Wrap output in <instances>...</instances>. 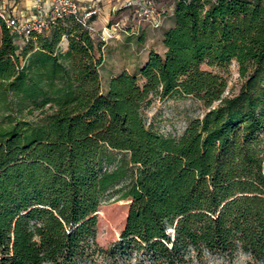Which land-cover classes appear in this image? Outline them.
<instances>
[{
	"label": "trees",
	"instance_id": "trees-1",
	"mask_svg": "<svg viewBox=\"0 0 264 264\" xmlns=\"http://www.w3.org/2000/svg\"><path fill=\"white\" fill-rule=\"evenodd\" d=\"M47 29L16 51L0 18V264L264 262V0H173L163 50L104 90L105 43L76 15ZM233 62L243 81L224 96L214 69ZM176 96L206 110L166 136L143 109ZM113 200L127 214L104 247Z\"/></svg>",
	"mask_w": 264,
	"mask_h": 264
},
{
	"label": "rangeland",
	"instance_id": "rangeland-1",
	"mask_svg": "<svg viewBox=\"0 0 264 264\" xmlns=\"http://www.w3.org/2000/svg\"><path fill=\"white\" fill-rule=\"evenodd\" d=\"M156 1L161 2L162 0ZM163 1L162 8L165 9L164 13L166 14V8L172 0ZM164 24L152 29H162L163 31ZM121 41L124 44H108L103 48V62L99 70L103 90L111 74L125 68L131 71L143 60L149 49L159 52L163 49L159 33L156 30H147L141 41L135 34H123ZM203 67L209 68L206 65ZM214 70L227 81L224 96L237 93L243 81L238 73L237 64L233 62L226 69L215 68ZM205 110L204 103L193 96L154 97L150 105L143 109V116L146 124L156 132L166 136H179L187 123L195 117H200ZM0 124H5L2 113H0ZM127 208V200H113L103 203L99 207L96 240L101 246L105 247L118 238L125 221ZM193 264H264V262H254L246 253L239 251L232 257L209 255L202 261H196Z\"/></svg>",
	"mask_w": 264,
	"mask_h": 264
},
{
	"label": "crops",
	"instance_id": "crops-1",
	"mask_svg": "<svg viewBox=\"0 0 264 264\" xmlns=\"http://www.w3.org/2000/svg\"><path fill=\"white\" fill-rule=\"evenodd\" d=\"M136 1L137 0H78V4L81 12L87 11L91 8H96L97 12L91 16L90 22L96 29H100L103 25L113 23L117 20L126 22L133 10V6ZM162 4H164L163 0L158 2L159 9L163 13V23H165L164 28H166L171 23L173 0L166 8V14L164 13L165 9L162 8ZM48 11V0H0V14H3L6 18L12 20L16 25L29 22L36 17L45 18L48 16ZM147 30H156V32L159 33V38L161 41L162 29H152L149 25L142 24L137 28L136 32L130 33L126 32L125 30L119 32L116 37L110 39L104 44L101 52L103 53V48H105L108 44H124L121 41L123 34H135L139 38V41H141V38L144 37L145 32L147 33ZM45 31H48V29ZM14 37V45L16 51H18L24 39L17 35H14ZM67 44V38L63 37L59 43L57 49L58 52H65L67 50ZM145 57L143 59H145Z\"/></svg>",
	"mask_w": 264,
	"mask_h": 264
},
{
	"label": "built area",
	"instance_id": "built-area-1",
	"mask_svg": "<svg viewBox=\"0 0 264 264\" xmlns=\"http://www.w3.org/2000/svg\"><path fill=\"white\" fill-rule=\"evenodd\" d=\"M48 6L49 11L47 17H36L21 25H16L3 14H0V18L5 22V25L11 33L25 40L33 31H41L49 28L59 17L76 15L82 25L87 27L91 35L97 37L104 43L116 37L119 32L124 30L133 33L142 24L149 25L151 28H158L164 22L163 13L159 9L156 0H137L126 22L117 20L113 23L103 25L100 29H96L90 22L91 16L97 12L96 8L81 12L78 0H48Z\"/></svg>",
	"mask_w": 264,
	"mask_h": 264
}]
</instances>
